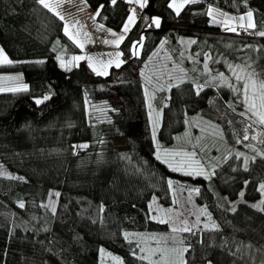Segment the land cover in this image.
Wrapping results in <instances>:
<instances>
[{"label":"trees","instance_id":"1","mask_svg":"<svg viewBox=\"0 0 264 264\" xmlns=\"http://www.w3.org/2000/svg\"><path fill=\"white\" fill-rule=\"evenodd\" d=\"M85 1L94 10L103 5L96 21L111 31L121 30L132 5L141 11L120 43L123 63L104 76L83 62L58 66L57 57L81 49L38 0H0V48L13 61L1 64L0 72L16 73L27 84V91L0 93V168L10 173L0 175V264H99L101 248L122 264H154L138 256L137 242L124 233L169 232L149 209L153 197L172 205L169 179L198 189L196 204L218 226L183 233L187 264H264V211L251 207L264 201V148L248 157L247 171L245 159L234 153L210 179L169 169L155 156L140 78L161 43L186 70L187 80L158 98L162 146L173 145L192 115L220 124L235 146L239 136L209 107L212 96L226 99L227 90L214 91L204 65H251L264 79V36L257 35L264 32V0H200L179 16L170 0H147L143 9L126 0ZM209 6L232 14L252 11L255 28L225 32L211 23ZM153 18L160 19L159 27ZM192 40L190 54L182 53L183 43ZM44 96L50 98L36 104ZM114 139H124L125 147L115 149ZM51 191L59 193L55 213L48 207Z\"/></svg>","mask_w":264,"mask_h":264},{"label":"rangeland","instance_id":"2","mask_svg":"<svg viewBox=\"0 0 264 264\" xmlns=\"http://www.w3.org/2000/svg\"><path fill=\"white\" fill-rule=\"evenodd\" d=\"M49 2L59 3V7L55 9V12H51L62 21L63 31L67 28V33L72 34L75 40L74 42L78 44V47L80 46L81 49L79 54H75L71 57H57L56 61L60 68L68 69L78 67L81 61H85L89 65V58H91L93 67L98 64L97 71L103 70L105 62L110 60L114 62V60H112L113 58H115V65H117V62H119L118 59L121 56L120 51L118 52L120 54L119 56L115 53L96 55L94 51H84V45L77 41L79 32L78 26H80L79 23L81 20L83 21L82 18H84L89 22L92 20L91 24L93 25V31L96 34V38L100 41V44H102V48H113L117 45L115 43V36L104 34L102 33L103 30H100L99 32L96 26H94L97 23L95 13L93 12L94 9L90 7L85 0H49ZM211 8L213 9V16L210 17L208 15L211 19V23L220 25L223 31L235 32L241 28L239 26L241 23V21H239V17L245 15L246 13L232 14L214 6H211ZM131 10L132 9L130 8L128 17L132 14ZM56 12H58L59 15H57ZM218 13H224L226 16L218 15ZM61 17H63V19H61ZM93 17H95V19H93ZM128 17L124 25L128 23ZM213 17H215V20L218 22H213ZM137 19L138 18L135 17L134 23H132L129 28H132ZM225 19H228L229 26L235 28V31H228L224 28L222 21ZM252 22L254 23V17H252ZM243 23L246 25L247 20L243 21ZM98 25L101 27V24ZM124 25L119 31H108H111L110 33H115L121 37L124 35ZM101 29H105V27H101ZM243 29L246 33H248L253 28H248L247 30H245V28ZM121 42L122 41L119 42L118 46H120ZM190 44V41H185L183 43L182 53H186L188 55L190 54ZM138 48V53L136 51L137 54H139L140 45ZM194 54L195 53L193 52L191 59L195 58V56H193ZM74 57H82V59L77 61L73 59ZM62 61L65 65L64 67H61ZM207 63L208 62H206V64ZM207 65L208 69L206 72L211 76L210 80L214 91L218 92L219 88H225L227 90L225 93L227 98L225 99L221 97L223 102L229 109L233 110L235 114L243 117L247 122L244 130V138L241 139V137H238V139L240 138L241 140H234L233 143L235 146L227 143V137L220 124L200 115H192L186 119L184 130L175 137L172 146H162L158 139V129L161 123V107H158V103L160 101L158 98L160 94H167L172 87L186 81L188 78L186 70L180 63H175V61L172 60L170 54L165 50L164 45L161 43L153 51L151 56L141 68L140 78L145 96L149 131L154 145L156 158L157 155H159L160 159L158 160L162 163H164L163 161L165 160L169 161V163L172 164L171 168L169 167V163L164 164L171 170L172 168L181 167V162H183V169L175 171L182 175H185L184 173L186 171L203 169V174L201 175H196L195 172H193L192 175L185 176H200L205 179H210V177L214 174V170L216 169L218 163L224 157L232 155L233 153L237 157L239 154V157L242 159H248L249 156L256 154L261 155L262 150L260 147L264 148V125L256 123L255 121L257 120V117L248 111V105L250 100L253 98V93L249 91L248 99L246 100L242 87L243 82L237 81L232 71L229 69V65L233 67L239 66L237 68V71H239L240 68H245L247 65L226 62L222 67L212 66L209 63ZM91 70L94 73L93 69ZM248 71H252V69L249 68ZM220 73L224 74L225 79L219 78ZM15 75L16 73H12V76H0V93L18 92L13 91L12 89H17L22 85H27L24 82L17 80ZM37 99L41 98H36L35 100ZM256 103L257 105L260 103L258 96L256 97ZM154 131L155 138L153 137ZM250 132L252 134H250ZM245 142H247V144H245ZM257 142H260V144L257 145ZM112 144L115 149H123L125 147V140L114 139ZM176 153H180V155H174ZM188 165H191V167H188ZM7 174L10 173L0 168L1 176H7ZM169 180L172 182L171 187L169 186L173 200L172 205L165 207L161 205L155 197H153L149 203L151 219L157 222L164 220V223L168 225L169 232L124 233L125 239L135 240L137 242L138 256L146 257L144 258L145 260L154 264H181V259L177 256L176 250L185 248L182 243V235L185 232L179 231V229L185 226L192 228V231L199 229H211L212 224H216L212 218L209 220L207 215L201 213V209L205 208L196 204V191H194V187L188 184H182L176 179ZM54 194L56 195V191L50 192L48 200V207L50 209L53 208V204L55 203ZM260 198L264 199V194L261 192ZM206 213L208 214L207 210ZM205 225H208V227L205 228ZM173 228L178 230L173 231ZM161 253H164L163 257ZM99 264H122V260L119 256L101 248L99 252Z\"/></svg>","mask_w":264,"mask_h":264},{"label":"snow or ice","instance_id":"3","mask_svg":"<svg viewBox=\"0 0 264 264\" xmlns=\"http://www.w3.org/2000/svg\"><path fill=\"white\" fill-rule=\"evenodd\" d=\"M129 3H136L141 9H143L146 6L147 0H128ZM200 2V0H182V2L177 3V0H170V3L168 4V7L173 9L176 13L177 16L180 15L181 10L188 4H195ZM38 3L45 9H48L49 11H53L55 12V9L57 7H59V3H50L49 0H38ZM117 3V0H111V4L115 5ZM103 8V5L100 6V8L97 9V12L95 13V16H99L100 15V9ZM132 14L128 17V23L124 25L123 31L127 32L129 31V26L134 23L135 21V9H132ZM57 15H59L58 12H56ZM207 15H209L210 17L213 16V9L211 8V6L208 8V11L206 13ZM218 15L221 16H226V14L224 13H218ZM252 17H253V13L252 11H248L245 15H242L239 17V21H241L240 23V27L241 28H245V30H247L248 28H255V24L252 22ZM61 19H63V17H61ZM93 19H95V17H93ZM247 20V24L245 25L243 23V21ZM213 22H218L215 20V17H213ZM223 26L226 30L228 31H235V28L230 27L229 26V22L228 19H225L222 21ZM151 24H154L156 27L160 26V20L158 18H154L151 21ZM101 27H103L101 25ZM65 34H67V28L65 29ZM112 35H116L115 33H111ZM257 35L260 36H264V32H258ZM71 38V37H70ZM123 36H121L119 38L118 41H116L115 43L119 44L120 41L123 40ZM190 43L194 44L196 43L195 40L190 41ZM82 46V45H81ZM142 47V45H140ZM133 47L135 48L136 45H133ZM120 54L118 53L117 56H119ZM208 57L206 56V59ZM74 60H80L82 59V57H74ZM0 63L2 64H12L13 61L9 60V58L7 57V55L4 53V50L2 48H0ZM112 63V61H109L108 64L110 65ZM64 63L63 61L61 62V67H64ZM89 66H92L91 63V58H89ZM117 67H119V62H117ZM107 66H105L106 68ZM205 70L208 69V65L205 64L204 65ZM239 66L233 67L231 65H229V69L230 71H232L233 75L235 76L237 81H242V87H243V91L245 94V98L246 100L248 99V93L249 91H251L253 93V98L250 100L249 105H248V111L252 113V115L257 117V120L255 121L256 123H259L260 125H264V79L260 78L259 74L255 72V70L252 71H248L249 68H251V65H247L245 68H240L239 71H237V68ZM93 71L96 72L97 75H106V71H97V69L95 67H93ZM243 74V75H242ZM219 78L220 79H225L224 74L220 73L219 74ZM231 86V85H229ZM13 91H27V85H22L20 88L17 89H12ZM198 94V93H197ZM258 96V99L260 101L259 105H257L256 103V97ZM50 97L49 96H44L42 99H37L36 100V104H42L44 103V101L48 100ZM153 137L155 138V131L153 132ZM80 147L82 148H86L87 145H81ZM174 155H180V153H176ZM239 158V154L238 157ZM157 159H160V156L157 155ZM164 163H169V161L165 160L163 161ZM245 167L244 170L247 171V159L245 158L244 161ZM183 162H181V167H177V168H172L173 171H180L183 169ZM169 167H172V164L169 163ZM188 167H191V165H188ZM193 172H195L196 175H201L203 174V169H193L192 171H186L184 174L185 175H192ZM8 178H14V177H8ZM169 186L171 187V180L168 181ZM194 191H196L198 193V189H194ZM259 191L264 194V183L260 184L259 186ZM56 196H59V193H56ZM240 196H243V192L240 193ZM21 209H23L25 207L24 203L21 202L18 205ZM264 201H261L259 204H254L251 205V207L256 208L258 210L264 211ZM151 207V206H150ZM53 213H55V208H52ZM233 211H235V209L233 208ZM201 213L207 215V218L209 220H211V216L208 215L206 213V209H201ZM199 219V218H198ZM160 223H164V220H160ZM208 225H205V228H207ZM178 229L173 228V231H177ZM211 230L216 231L218 230V226L213 223L211 226ZM179 231H183V232H191L192 228H189L187 226L179 229ZM126 238H127V234H126ZM249 247H251L249 245ZM188 251V248H183V249H177L176 253L177 256L180 257L181 259V264H187L186 261L183 260V255L185 252ZM162 257L164 256V253H161ZM146 257H141V259H144Z\"/></svg>","mask_w":264,"mask_h":264},{"label":"crops","instance_id":"4","mask_svg":"<svg viewBox=\"0 0 264 264\" xmlns=\"http://www.w3.org/2000/svg\"><path fill=\"white\" fill-rule=\"evenodd\" d=\"M126 1L128 2V0H126ZM180 2H182V0H177V3H180ZM93 12L96 13L97 10H94ZM82 19H83V21L81 20V22L79 23L80 26H78V31L79 32H78V36H77V39H78L77 41L79 43H82V45H84V47H85V50L84 51H94V53L96 55H102V54H108V53L118 54V52L120 51V48L117 45L115 47H113V48H102V44H100V41L96 38V34L93 31V25L91 24L92 23V20L89 22V21H86L84 18H82ZM94 26H96V28H97V30H99V32H100V30H103L102 33H104L106 35H110V36H115L116 37V41H118V39L120 38V36H118V35H112L110 33L111 31H108L109 29H107V28L101 29V27H99L100 25H98V23H96V25H94ZM62 30H63V27H62ZM63 32H65V31H63ZM125 33L126 32H124L123 37L125 36ZM66 35L69 38L71 37L70 39L72 41H75L74 38H73V36H72V34L67 33ZM120 54H121V51H120ZM112 60H114V62L112 61V63L110 65L108 64L109 61L105 62L102 71H106V73H107L111 67H117L115 65V63H116L115 62V58H113ZM118 61H119V66H120L123 63V61H124V57L122 56V54L119 57ZM81 62L85 63L87 65V68L89 69V71L92 72L91 69H93V68H91L87 64V62H85V61H81ZM1 64L2 63H0V65ZM97 65L94 66L96 69H98L97 68ZM105 66H107V67L105 68ZM94 73H96V72H94ZM0 76H12V74L11 73H3V72H0ZM15 76L17 78V75H15Z\"/></svg>","mask_w":264,"mask_h":264},{"label":"water","instance_id":"5","mask_svg":"<svg viewBox=\"0 0 264 264\" xmlns=\"http://www.w3.org/2000/svg\"><path fill=\"white\" fill-rule=\"evenodd\" d=\"M209 107L215 113V115L224 119L228 123V128L230 131L235 132L237 136L244 137L245 126L247 125L246 120L236 115L229 109L219 95H214L209 100ZM250 134H252L250 132Z\"/></svg>","mask_w":264,"mask_h":264},{"label":"built area","instance_id":"6","mask_svg":"<svg viewBox=\"0 0 264 264\" xmlns=\"http://www.w3.org/2000/svg\"><path fill=\"white\" fill-rule=\"evenodd\" d=\"M132 8H134L136 10L135 11V15L140 16L141 11L135 5H132ZM238 33L239 34H244V29L243 28H239L238 29Z\"/></svg>","mask_w":264,"mask_h":264}]
</instances>
